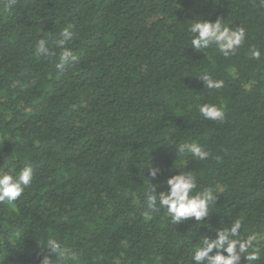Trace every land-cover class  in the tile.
<instances>
[{"label": "trees", "instance_id": "16d2710c", "mask_svg": "<svg viewBox=\"0 0 264 264\" xmlns=\"http://www.w3.org/2000/svg\"><path fill=\"white\" fill-rule=\"evenodd\" d=\"M0 0V173L33 181L0 203V264H38L44 241L75 253L59 264H196L204 237L243 218L264 264V3L262 0ZM221 18L245 39L225 57L191 47V23ZM77 56L55 67L60 31ZM45 38L54 52L38 57ZM260 52L253 59L252 50ZM223 81L208 90L200 77ZM204 104L224 112L205 119ZM196 142L205 161L176 149ZM191 171L217 194L206 220L179 224L145 193ZM149 167H159L148 177ZM150 181H149V180ZM216 250H213L215 254ZM240 264H248L244 259Z\"/></svg>", "mask_w": 264, "mask_h": 264}, {"label": "clouds", "instance_id": "9594fccd", "mask_svg": "<svg viewBox=\"0 0 264 264\" xmlns=\"http://www.w3.org/2000/svg\"><path fill=\"white\" fill-rule=\"evenodd\" d=\"M15 2L16 0H8L5 7L11 8ZM71 29L72 25L68 24L60 31L59 38L54 42V46L61 49L55 65L58 71H63L77 60L72 49L65 46L73 38ZM189 31L192 34L191 47L194 51L204 53L210 47H215L225 57L235 54L245 39L243 28L232 29L225 26L221 18H217L215 21L201 19L194 21L191 23ZM35 52L38 57L42 58L54 55L52 46L45 38H40L37 41ZM251 56L253 59H259L260 52L254 49ZM200 80L208 90L220 89L223 86L222 80H214L208 75L200 77ZM200 113L205 119L211 121L219 122L225 118L223 110L212 104L202 105ZM176 152L182 155L191 154L192 157L200 161H205L210 156V153L202 150L196 142H185L176 149ZM179 168L182 169L179 174L172 175L167 179L166 191L157 194L156 186L150 183L145 193L147 208L150 211L166 209L176 224L193 218L197 222L206 220L210 208L215 205L218 193L211 187L197 191L196 176L191 171L183 170L186 168V164ZM160 172L159 167H149L148 177L154 179ZM32 181L33 168L31 165L25 166L18 175H13L10 171L0 173V203L15 202ZM242 227L243 218L235 219L230 226L218 231L216 238L204 237L200 247L193 252L191 261H195L196 264H240L244 259L248 264H252L259 258L258 248L254 244L256 236H242ZM41 249L42 251L38 254V264H59V261L64 257L73 259L76 255L54 237L46 239ZM213 250H216L215 254L209 255L213 253Z\"/></svg>", "mask_w": 264, "mask_h": 264}]
</instances>
